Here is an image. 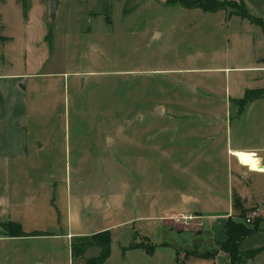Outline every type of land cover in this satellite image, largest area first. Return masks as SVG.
I'll return each mask as SVG.
<instances>
[{
    "label": "rangeland",
    "instance_id": "obj_1",
    "mask_svg": "<svg viewBox=\"0 0 264 264\" xmlns=\"http://www.w3.org/2000/svg\"><path fill=\"white\" fill-rule=\"evenodd\" d=\"M0 11L17 57L30 14L52 43L41 68L51 74L28 80L29 140L42 147L0 169V264H82L53 234L68 231L71 202L90 198L80 220L111 225V264H230L224 251L200 256L219 247L225 214L242 220L235 191L262 209L240 249L264 246V164L229 152L258 149L264 162V96L237 113L247 91L264 89L260 26L175 0H59L55 11L50 0H4ZM9 221L46 235L9 236ZM141 242L168 246L121 258L122 245ZM246 264H264V250Z\"/></svg>",
    "mask_w": 264,
    "mask_h": 264
},
{
    "label": "crops",
    "instance_id": "obj_2",
    "mask_svg": "<svg viewBox=\"0 0 264 264\" xmlns=\"http://www.w3.org/2000/svg\"><path fill=\"white\" fill-rule=\"evenodd\" d=\"M243 1L253 15L264 18V0H243ZM223 10L226 11L227 18H232L233 16H239L234 13L231 15L230 12L228 13L227 9H223ZM22 20L24 27H26V39L23 43L25 49L23 48L22 51V53H24L25 51L23 55L24 56L23 59L15 55L14 47L16 46L17 44L16 42H18V39L14 35L5 33L4 21H3L4 35L10 37V40L7 41L0 40V61H2L1 62L2 64L0 65V169L4 167H10L11 164L20 163L26 160V158H28L31 152L38 153L39 150L41 149L40 147H42L40 145L37 146L36 144L31 145L29 140L28 118H29L30 104H29L28 92L29 89L33 88V82L35 81H32V83L28 84V80L30 78H41L51 74V73L48 74L42 73L41 68H43L46 62L50 59L52 43L48 35V26L46 25L42 17H40L38 26L36 25L35 27H33L32 14H30L27 18L23 17ZM250 23L254 24L251 21ZM258 60H257L258 62L264 61V53L258 58ZM253 68L257 70L256 66ZM54 75L56 76L57 74ZM37 83H36L37 86L41 84L40 82ZM47 86H49L51 88L52 93H54V88L56 86L55 82H50L47 84ZM189 87L192 86L190 85ZM46 100L47 99H45V101ZM250 103L247 105V107L250 105ZM245 110L239 115H242L245 112ZM236 150L254 151L256 153L258 151V149L237 148V149H231L229 152L232 154V152ZM260 157L262 159V156ZM262 163L264 164V162ZM254 172H258V171H254ZM187 197H189V195H187ZM102 199H103L102 202L104 204L107 198L105 197ZM90 200H88L83 207L81 204L77 205V202L76 204L71 202V205H69V210H68V219H69L68 221L70 225L68 231L64 232L63 234H53V236L54 237L64 236L69 240V243L71 244V242H73L74 239L83 236L92 235L97 232L111 228L110 224H106L103 228L82 226L83 223L82 220H80L81 210L83 208L86 209L88 207H91L93 201ZM106 207H107L106 209L109 208L108 205ZM230 214L231 211L225 214L226 220L230 216ZM168 215H169L168 217L175 218V214L173 213L172 215L170 213ZM183 215L190 216L189 218L190 220H195V218H197L196 216H199L186 212H184ZM165 216H161L160 220H167ZM145 217L146 216H143V214H140L138 218L142 219ZM226 220L224 221V224ZM225 239H226V235L224 236V238L218 240L216 239L215 241L218 243L225 241ZM138 249H142V248H131V249L123 250V254H122L123 256L121 258L123 257L126 258L127 256L125 255L126 252H130V251L136 252ZM142 250L145 251L144 249ZM154 253L155 251L149 255H153ZM97 254H98V250L91 248L86 252L85 257H92ZM113 257L114 254L112 251V254L104 264H111ZM79 258L81 260L83 259V257H79ZM82 264H85V260L83 261Z\"/></svg>",
    "mask_w": 264,
    "mask_h": 264
},
{
    "label": "trees",
    "instance_id": "obj_3",
    "mask_svg": "<svg viewBox=\"0 0 264 264\" xmlns=\"http://www.w3.org/2000/svg\"><path fill=\"white\" fill-rule=\"evenodd\" d=\"M4 0H0V3ZM178 3H181L186 8H201L204 11L215 12L218 10L227 9L228 6L236 8L235 11H232L234 14L241 16L250 20L252 23L259 25L264 32V18L253 15L250 10L247 8L243 0L240 1V5L236 0H175ZM0 40L7 41L10 40V37L4 35V24L2 13L0 12ZM264 96V89L258 88L249 90L246 92L244 97L237 101L239 106L237 113L241 114L247 105L259 98ZM233 209L238 212L241 221L235 220L233 214L230 215L225 224L224 232L226 239L223 242H218L219 247L213 251L202 254L200 257L212 258L217 255L219 251H225L230 255V264H246L250 259L255 258L259 253L264 250V246L249 249L247 251H242L240 245L242 241L248 236L256 233L259 227L260 218H256L253 224L249 225L244 221V216L249 210L245 206V200L242 196L235 191L233 197ZM7 228H15V230L8 229L9 236L12 237H22V236H36L44 235L40 231L26 232L22 229L21 225L9 221L6 225ZM5 226V227H6ZM114 237L112 230L107 229L104 231L97 232L92 235L79 237L71 243L72 255L75 257H84L86 252L93 248L98 250V254L92 257L85 258V264H104L106 260L110 257L113 251ZM159 245H154L150 242H141L135 244L122 245V250L131 249V248H142L148 254H152L156 247ZM160 246H168V243H161Z\"/></svg>",
    "mask_w": 264,
    "mask_h": 264
},
{
    "label": "bare ground",
    "instance_id": "obj_4",
    "mask_svg": "<svg viewBox=\"0 0 264 264\" xmlns=\"http://www.w3.org/2000/svg\"><path fill=\"white\" fill-rule=\"evenodd\" d=\"M232 154H234L241 164L246 166H259L262 165L261 163L262 159L258 156L256 152H251L247 150H236L233 151Z\"/></svg>",
    "mask_w": 264,
    "mask_h": 264
},
{
    "label": "built area",
    "instance_id": "obj_5",
    "mask_svg": "<svg viewBox=\"0 0 264 264\" xmlns=\"http://www.w3.org/2000/svg\"><path fill=\"white\" fill-rule=\"evenodd\" d=\"M246 166V165H245ZM248 167V166H247ZM253 171V170H252ZM261 172V171H258ZM262 214V209L260 206L255 205L251 208H249V210L246 212L245 216H244V221L251 225L253 224V222L255 221L256 218L260 217ZM185 218H190V216H184Z\"/></svg>",
    "mask_w": 264,
    "mask_h": 264
},
{
    "label": "water",
    "instance_id": "obj_6",
    "mask_svg": "<svg viewBox=\"0 0 264 264\" xmlns=\"http://www.w3.org/2000/svg\"><path fill=\"white\" fill-rule=\"evenodd\" d=\"M50 1H51L52 10L55 11L57 3L59 0H50ZM160 111H161V109H157V112H160ZM109 140H111V139H109ZM245 172L248 173V171H245ZM188 199H189L188 197H185V200H188Z\"/></svg>",
    "mask_w": 264,
    "mask_h": 264
}]
</instances>
